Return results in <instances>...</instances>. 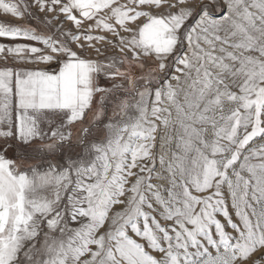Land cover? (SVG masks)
<instances>
[{"label": "snow or ice", "instance_id": "1", "mask_svg": "<svg viewBox=\"0 0 264 264\" xmlns=\"http://www.w3.org/2000/svg\"><path fill=\"white\" fill-rule=\"evenodd\" d=\"M33 8L0 22L35 42L0 43V264H264V0H0Z\"/></svg>", "mask_w": 264, "mask_h": 264}, {"label": "rangeland", "instance_id": "2", "mask_svg": "<svg viewBox=\"0 0 264 264\" xmlns=\"http://www.w3.org/2000/svg\"><path fill=\"white\" fill-rule=\"evenodd\" d=\"M32 12L36 14V17L39 18V19H36V18H30L29 20H27V22H25L24 20H19V19H15V18H12L10 16H5L3 14H0V22H8L12 25H23L25 23L29 24V25H32V26H39L40 28H43L44 26L42 24H40V19H44L45 18V14L44 13H40L36 8H33L32 9ZM52 16V14H48V18L50 19ZM57 24L56 21H53V27H55ZM66 26H64L65 28L69 27L70 25L66 22L65 23ZM111 38V37H110ZM0 43H5V44H10V43H26V44H34L35 42L33 41H7V40H3V39H0ZM35 46H40V45H35ZM113 52V50L111 48L108 49V52L106 53L107 55H111ZM11 62V61H10ZM0 63L2 64L3 62L0 61ZM13 66H16V67H21L22 65H13ZM29 67H31V65H28ZM120 207L119 205H116L115 206V210H120Z\"/></svg>", "mask_w": 264, "mask_h": 264}, {"label": "bare ground", "instance_id": "3", "mask_svg": "<svg viewBox=\"0 0 264 264\" xmlns=\"http://www.w3.org/2000/svg\"><path fill=\"white\" fill-rule=\"evenodd\" d=\"M64 26H66V25H64Z\"/></svg>", "mask_w": 264, "mask_h": 264}, {"label": "crops", "instance_id": "4", "mask_svg": "<svg viewBox=\"0 0 264 264\" xmlns=\"http://www.w3.org/2000/svg\"><path fill=\"white\" fill-rule=\"evenodd\" d=\"M1 64V63H0ZM28 66V65H27Z\"/></svg>", "mask_w": 264, "mask_h": 264}]
</instances>
